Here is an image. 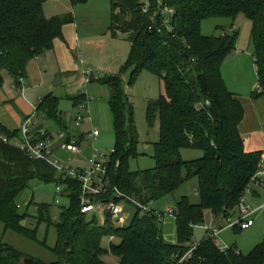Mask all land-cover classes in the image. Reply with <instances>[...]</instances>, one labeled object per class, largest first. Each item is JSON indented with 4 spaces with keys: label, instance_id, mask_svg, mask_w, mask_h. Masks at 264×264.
<instances>
[{
    "label": "trees",
    "instance_id": "16d2710c",
    "mask_svg": "<svg viewBox=\"0 0 264 264\" xmlns=\"http://www.w3.org/2000/svg\"><path fill=\"white\" fill-rule=\"evenodd\" d=\"M46 1L0 0V88L5 73L19 86L28 64L51 51L56 40H63V27L73 23L71 15L46 19ZM65 1L71 6L87 3ZM109 2L111 37L117 38L118 34L113 33L117 31L128 36L124 40L130 45L127 60L118 73L99 80L109 90L115 134V147L107 165L110 186L149 208L151 203L172 195L183 182L194 178L199 204L192 205L185 197L176 203V244L164 241L162 221L156 219V212L151 209L141 214L139 208L132 207L129 224L122 228L111 226L108 218L101 226L96 219L87 220L81 214V188L77 182L63 180L45 162L29 159L9 144L16 132L0 127L3 232L46 248L45 242L37 241V228L45 223L54 229V246L46 249L48 261L30 258L32 264H177L193 246L196 247L192 256L181 264H264V241L247 255L235 247L221 252L208 237L198 244L191 241L192 228L203 222L205 210L223 220L236 215L244 190L262 167V152H245L239 133L244 108L239 98L228 91L221 75L222 64L235 51L236 33L206 37L201 34V24L210 19L234 22L239 15L251 22L252 60L259 89L254 97L264 98V0H163L174 11L171 31L153 17L156 2H152L148 14L141 11L142 0ZM117 11L122 20L116 16ZM126 17H130L129 23L123 21ZM144 72L155 76L159 83L158 98L150 100L146 107L148 127L158 121V141L153 145L154 166L130 171L129 162L142 155L137 149L134 108L127 89ZM68 100L73 107L88 101L83 94ZM58 102L51 94L46 95L37 111L57 124L60 132H66ZM32 133L39 140L51 136L48 130L33 127ZM183 150L199 151L202 155L185 161L181 157ZM33 181L64 185L61 196L68 200V206L52 222L51 206L38 205L37 224L31 230L23 225L28 215L20 212L19 200ZM97 200L116 201L112 194ZM110 236L114 242L103 248L102 241ZM25 258L28 257L0 241V264H19Z\"/></svg>",
    "mask_w": 264,
    "mask_h": 264
},
{
    "label": "rangeland",
    "instance_id": "374dc122",
    "mask_svg": "<svg viewBox=\"0 0 264 264\" xmlns=\"http://www.w3.org/2000/svg\"><path fill=\"white\" fill-rule=\"evenodd\" d=\"M44 5L43 13L46 19H51L56 16H72L73 23L68 25L73 26L72 24H74L80 47H77L79 50L77 49L74 55L78 58L80 56L84 64L82 67L78 65L76 73L67 76L66 74L58 73L57 64L53 57L46 58L45 62L44 56L46 55H44L38 66L32 63V69L26 70L28 75L31 74L30 81L26 85L30 86L34 79H39L41 74H45L46 84L51 86V95L59 98L58 110L61 123L64 124L70 135L82 138L81 157L70 156V154L65 153L56 154L54 158L60 164L67 165L72 170H76L77 168L83 169L86 168V161L90 158L93 151L109 156L115 147L113 120L108 105L109 90L105 86H102L99 80L104 76L116 75L122 65L114 63L113 51L110 48L94 43L103 34L109 33L111 35L112 33L110 30V2L109 0H87V3L84 5L71 6L65 0H54L47 1ZM116 14L122 20V17L118 15V11ZM123 21L129 23L130 17L124 18ZM232 23L233 27L231 29ZM71 26L70 29H73ZM233 32L236 33L235 51L222 64L221 75L228 91H235L241 97L244 104L246 113L242 127L252 128V125H256L258 120L260 129L264 131V99L254 97V95L259 93V89L257 87L252 60L251 22L243 15H239L234 22L229 19H210L201 24V34L206 37H215L222 35V33L231 34ZM113 33L118 34L122 38L128 37L122 36L117 31H113ZM119 40L118 42L121 43L117 44L121 45L122 48H126L127 45L123 43L124 41ZM48 56H52L51 53ZM108 64L112 65V71L101 74V70L108 67ZM115 70H117L116 73H114ZM84 74L87 77V82L84 83L82 79L80 84L77 82L71 85L78 77L83 78ZM91 76L95 83L89 82ZM57 79L61 83L59 86L54 85ZM126 79L127 77H123V80ZM9 82L10 80L5 73L3 86L10 84ZM127 92L134 108V124L138 135L137 149L138 153L142 155L136 160L129 162V169L130 171L147 170L154 166L153 145L158 141V121H155L151 128L148 127L146 107L150 100H156L160 94L158 79L144 72L134 81L133 86L127 89ZM81 94L86 97L88 96L87 99L90 100L85 104V107H87L90 113V121L86 120L87 115L81 112L77 106L73 107L72 103L68 100V98H74ZM79 115L86 117V119L79 127H76L75 122ZM38 123L41 128L48 129L52 136H56L60 132L59 127L56 126L57 124L52 121L44 120L40 117ZM91 130H97L100 134L95 141L88 140L87 138ZM257 138L259 140V137ZM201 155L199 151L194 150H183L181 152V157L185 161L199 159ZM251 185L255 188L258 187L255 184ZM59 188L60 191L57 192V185L55 183L43 184L38 181H33L29 184L28 189L19 200L20 212H26L28 215V219L23 222L25 228L32 230L36 227L37 223L35 218L37 215V206L41 204L51 206L49 216L52 222L57 221L60 210L68 206V200L61 196L64 185H60ZM258 188L257 191L261 194L263 200L264 189H261L262 187ZM183 197L187 198L188 202L192 205L199 204L196 179L186 180L172 195H168L159 201L151 203L149 209L166 214V210H174L176 203ZM27 205L28 208L26 209ZM133 210L131 206L126 205L124 214H127L129 219L125 223V226L129 224ZM235 219L231 218V220ZM252 219L254 226L250 227L247 231H239L238 228L236 230L230 229L224 231L220 235V243L224 246L228 245L227 247L235 246L239 253L247 255L254 247L264 241V209ZM175 226V218L166 214L161 224L162 237L166 243H177ZM212 227H216V223L213 222L210 211L205 210L203 213V222L199 226L192 228L191 241L194 244L200 243L207 237V229ZM55 240L54 229L52 227L48 228L45 223L40 224L37 228V241L39 243L45 242L46 248L24 240L13 233H4L3 227L0 225V241L11 246L29 259L48 261L49 255L46 249L52 248ZM114 240L111 242H114ZM109 243L107 239H104L102 241V247H107ZM23 260L19 264H24Z\"/></svg>",
    "mask_w": 264,
    "mask_h": 264
},
{
    "label": "built area",
    "instance_id": "2783aa9c",
    "mask_svg": "<svg viewBox=\"0 0 264 264\" xmlns=\"http://www.w3.org/2000/svg\"><path fill=\"white\" fill-rule=\"evenodd\" d=\"M152 2H156V10L153 12L154 18H159L162 26L166 30L171 31L170 21L174 14L171 8H168L163 0H142L141 11L143 14H148L151 8ZM87 81V79H86ZM24 83L21 80L19 87L23 90ZM87 102L79 104L78 109L83 112L86 117L79 115L76 118L75 126L79 127L80 124L86 119L90 121V113L85 107ZM208 105V102H205ZM34 114L28 117L20 127V140L17 144L13 145L20 152L24 153L29 159L34 161H42L55 169L60 175H62L63 180L71 179L80 185L81 193L79 196L80 212L88 220L96 219L98 224L103 226L106 219L110 220L111 226L114 228H122L125 226L129 216L125 213L126 205L131 207H137L140 209V213H147L150 211L148 207L140 205L137 201L125 197L116 188H111L110 180L108 176L107 165L109 162V156H105L96 151H93L90 158L86 161V168L72 170L67 165H62L59 161L54 158L55 152L59 151L62 153H68L73 156L81 155V148L77 141L69 137L66 132H59L56 135L58 143L55 142L51 136L45 137L42 140L35 139L32 133V127L34 125ZM41 132V136H43ZM99 137V132L97 130H91L88 133V140L95 141ZM4 143H8L5 138L2 139ZM251 183H254L258 187L264 188V152L262 154V167L261 170L252 178ZM57 185V184H56ZM60 185H57V192L60 191ZM112 194L116 201H111L108 203H103L97 200L98 197H104L106 195ZM129 203V204H128ZM258 210H253L245 201L242 196L239 200L238 206L236 208V219L226 220L225 229L238 228L239 230H246L253 225V220L250 218ZM156 212V211H155ZM166 214L170 217L175 218L174 211L172 209H167ZM166 214L155 213L156 219L161 222ZM221 230L214 228L207 229V237L212 240L215 245L219 248L221 252L228 250L227 246L222 245L219 242V234ZM109 242L114 240L113 236L106 238ZM196 246L189 249L184 257L178 261L177 264L188 260L192 256V252Z\"/></svg>",
    "mask_w": 264,
    "mask_h": 264
},
{
    "label": "crops",
    "instance_id": "0c3cea01",
    "mask_svg": "<svg viewBox=\"0 0 264 264\" xmlns=\"http://www.w3.org/2000/svg\"><path fill=\"white\" fill-rule=\"evenodd\" d=\"M47 1L50 2V1H54V0H47ZM44 6L45 5H43V12H44ZM72 25L73 26L66 25L63 27V30H62L63 40H56L54 42L53 49L51 51L45 53L44 55H46V56L43 55L45 57V62H46V58L53 57V59L55 60V62L57 64L58 73L59 74H66L67 76H70V75L76 73L78 70V65L80 67H82L84 64L83 61H81L80 56L78 58V57H75V55H74V53H76V51L78 49L77 47H79V41H78V34L75 31V26H74V24H72ZM70 26L73 29H70ZM119 39L124 41L123 43L127 45L126 48H124V47L122 48L121 45L117 44V43H121V42H118V41H120ZM94 43L101 44V46L110 48V50L113 51V59H114L113 61L115 64L123 65L125 63V61L127 60V57L129 55V52H130V45L121 36H118L117 38H112L109 33H105L102 35V37H98L94 41ZM50 53L52 56H48V55H50ZM43 56L32 60L28 64L27 69L28 70L32 69L31 68L32 63H35V65L38 66L40 64L41 58ZM107 66L109 68L106 67L105 69L101 70V74H106V73L112 71V69H113L112 65L108 64ZM113 66H115V65H113ZM115 68H116V66H115ZM116 72H117V70H115L114 73H116ZM43 73H45V72H43ZM30 76H31V74L28 75V73L26 72V76L22 80L24 83L22 91L20 90L21 88L19 86L14 85L12 78H10L9 76H8V78L10 80V82H9L10 84H7L6 86H2V88H0V127L4 128L5 130H8L10 132H16V136L9 141V144H12V145H15L19 142L20 137H21L20 127L23 124V122L28 117L32 116L33 114L35 115L34 116V122L35 123L33 125V130L34 129H37L38 131L39 130H42V131L48 130V129H43L40 127V125L38 123L40 117H41V119L43 118L44 120H46V118L41 112H38L37 109L41 103V100L46 95L51 94V86L46 84L45 74H41L39 79H34L32 84H30V86H27L28 85L27 82L30 81ZM82 79H83L84 83L87 82L86 81L87 77L84 74L83 78L78 77L74 82L71 83V85H73L77 82H78V84H80ZM230 92L239 98V100L241 101L243 108H244V119L239 126V133H240L241 138L244 141L245 152H247V153L264 152V131H262L260 129V125L258 124V120H257V122L255 121L256 125H252L253 124V122H252V124H251L252 128L251 127H247V128L242 127V124L245 120V113H246L244 104L241 100V97H239L235 91H230ZM54 98H56V97H54ZM56 99H59V98H56ZM258 99H260V98H258ZM262 99H264V98H262ZM89 101L90 100H88L87 103ZM66 134L78 142L79 147L81 148V155H82V145H81V139L82 138H77L76 136L70 135L68 133V130L66 131ZM245 134H246V136H245ZM253 137H255V138H253ZM257 137H259V140ZM51 138H53L55 145H56L58 143L56 136L51 135ZM56 154H65V153L57 151V152H55V155ZM81 155L79 157H81ZM70 156H73V155H70ZM76 157H78V156H76ZM251 184H254V183H250L247 186V188L243 192V197H244L246 203L253 210H258L253 216L250 217L252 219L256 214H258L260 211H262L264 209V199L262 200L261 194L257 191V189H259V188L258 187L255 188L254 186L252 187ZM261 189H264V188H261ZM212 218H213V222L216 223V227H212V228L217 229V230H221V232L219 234V242H220V235L224 231H228L230 229H225L226 220H223L221 218H214V217H212ZM235 218H236V216L232 217V219H235ZM253 226H254V221H253V225L251 227H253ZM234 229L236 230L237 228H234ZM248 229L242 230V231H247ZM226 246H228V245H226ZM232 247H235V246H232Z\"/></svg>",
    "mask_w": 264,
    "mask_h": 264
},
{
    "label": "water",
    "instance_id": "95a60500",
    "mask_svg": "<svg viewBox=\"0 0 264 264\" xmlns=\"http://www.w3.org/2000/svg\"><path fill=\"white\" fill-rule=\"evenodd\" d=\"M89 82L90 83H94L95 82L92 76L90 77ZM60 84L61 83H60V80L59 79H57L56 82L54 83L55 86H59ZM23 263L24 264H32V261L30 259H24L23 260Z\"/></svg>",
    "mask_w": 264,
    "mask_h": 264
}]
</instances>
